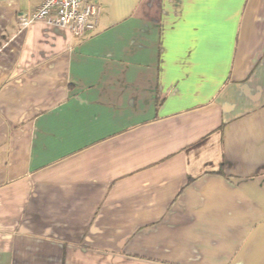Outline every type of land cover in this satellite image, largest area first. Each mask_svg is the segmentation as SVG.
I'll return each mask as SVG.
<instances>
[{
    "label": "crops",
    "instance_id": "crops-1",
    "mask_svg": "<svg viewBox=\"0 0 264 264\" xmlns=\"http://www.w3.org/2000/svg\"><path fill=\"white\" fill-rule=\"evenodd\" d=\"M0 0V264H264V0Z\"/></svg>",
    "mask_w": 264,
    "mask_h": 264
},
{
    "label": "built area",
    "instance_id": "built-area-1",
    "mask_svg": "<svg viewBox=\"0 0 264 264\" xmlns=\"http://www.w3.org/2000/svg\"><path fill=\"white\" fill-rule=\"evenodd\" d=\"M100 7L92 0H41L32 13L20 17V23L27 27L42 21L48 25L67 28L75 35H83L98 24Z\"/></svg>",
    "mask_w": 264,
    "mask_h": 264
}]
</instances>
